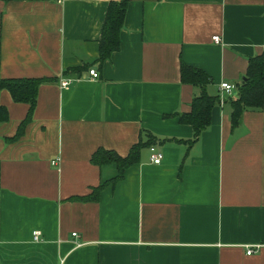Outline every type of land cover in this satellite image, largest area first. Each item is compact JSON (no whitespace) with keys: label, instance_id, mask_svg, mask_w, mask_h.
Wrapping results in <instances>:
<instances>
[{"label":"crops","instance_id":"1","mask_svg":"<svg viewBox=\"0 0 264 264\" xmlns=\"http://www.w3.org/2000/svg\"><path fill=\"white\" fill-rule=\"evenodd\" d=\"M113 1L0 0V79L45 80L30 120L0 93V264H264V108L234 126L230 103L264 54V0H129L101 62ZM183 64L220 98L197 142ZM140 143L122 176L98 160Z\"/></svg>","mask_w":264,"mask_h":264},{"label":"trees","instance_id":"2","mask_svg":"<svg viewBox=\"0 0 264 264\" xmlns=\"http://www.w3.org/2000/svg\"><path fill=\"white\" fill-rule=\"evenodd\" d=\"M128 3L129 0L113 1L109 6L101 41V62L109 59L113 53L118 52L120 49V36L127 14ZM182 80L186 84L199 86L203 89V92L193 99L190 112L176 114L181 124L192 126L195 134L192 142H197L202 133L211 126L212 111L220 103V98L213 97L205 91L211 79L200 69L183 64ZM44 82L45 80L41 79H0V93L3 90H8L16 103L30 105L31 112L28 117V120H30L37 105L39 89ZM230 103L233 109L232 124L234 126L240 124L246 111L262 110L264 108V54L250 60L246 80L238 87L237 99H231ZM7 120L8 111L0 104V123ZM144 146V143L135 146L131 155L125 160L108 152L102 154L99 152L98 156L100 154V157H98V160L100 163H117L122 176L126 167L138 161L140 151Z\"/></svg>","mask_w":264,"mask_h":264},{"label":"built area","instance_id":"3","mask_svg":"<svg viewBox=\"0 0 264 264\" xmlns=\"http://www.w3.org/2000/svg\"><path fill=\"white\" fill-rule=\"evenodd\" d=\"M213 41L216 44H220L222 40H221V37L217 36V37L213 38ZM89 75L91 76V78L93 80H97L99 78V74L95 70H91ZM61 84H62L63 88H67L70 85V82L67 80H63ZM235 88H236L235 86L228 84V83H222L220 86V90H221L222 94H226L227 96L232 95ZM150 150H151V162L154 165L162 164V162L164 160V155L161 152V150L157 146H152ZM53 164L57 165V162L55 161V162H53ZM73 236L76 237V234H74ZM34 240L36 242H40V240H41V233L40 232L34 233ZM259 248H261V246H257L256 249H259ZM254 254H255L254 248H248L247 255L252 256Z\"/></svg>","mask_w":264,"mask_h":264}]
</instances>
